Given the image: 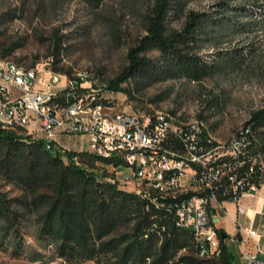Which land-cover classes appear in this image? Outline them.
Returning a JSON list of instances; mask_svg holds the SVG:
<instances>
[{
    "label": "trees",
    "instance_id": "trees-1",
    "mask_svg": "<svg viewBox=\"0 0 264 264\" xmlns=\"http://www.w3.org/2000/svg\"><path fill=\"white\" fill-rule=\"evenodd\" d=\"M79 1L97 15L106 0ZM192 1L145 0L142 11L127 6L143 33L127 49L126 64L108 89L128 93L122 85L132 78L200 83L243 66L253 49L240 41L264 30V0H212L203 10L189 9ZM16 48L3 46L0 58L8 59ZM52 59L53 71L64 73ZM243 128L251 131L255 157L254 133H264V108L252 112ZM116 164L86 151L49 152L23 131L0 128V177L19 191L17 197L0 191V247L20 256L32 219L37 242L52 246L54 256L68 264H239L225 244L228 238L220 236L223 229L217 228L218 256L201 258L191 231L176 228L169 212L103 182L95 172L99 165ZM263 181L251 179L258 186Z\"/></svg>",
    "mask_w": 264,
    "mask_h": 264
},
{
    "label": "rangeland",
    "instance_id": "rangeland-1",
    "mask_svg": "<svg viewBox=\"0 0 264 264\" xmlns=\"http://www.w3.org/2000/svg\"><path fill=\"white\" fill-rule=\"evenodd\" d=\"M144 1L106 0L102 11L95 15L79 0H0V51L6 45L16 46L7 60L25 68L53 56L62 74L88 72L91 78L98 79L106 86L105 96L110 102L126 112L143 116L170 114L180 123L199 121L214 143L229 142L243 131L252 112L264 108V30L240 41V46L253 51L237 71L200 83L180 80L149 84L132 78L122 85L128 93L113 92L108 89L109 81L125 66L127 49L143 33L138 15L126 8L135 5L142 11ZM211 3L212 0H193L188 8L203 10ZM237 45L236 40L231 47ZM261 133L262 130L254 133L252 155L264 165V133ZM57 144L66 152L87 149L85 138L79 135L61 136ZM95 172L103 182L134 194L130 186L114 180L111 166L99 165ZM0 191L8 197L19 196V191L1 177ZM35 232L31 219L25 229L24 251L15 256L0 247V264H68L54 256L52 246L40 245ZM225 244L233 254H239L235 242L227 239ZM38 254L41 258L32 260ZM234 256L238 261V255Z\"/></svg>",
    "mask_w": 264,
    "mask_h": 264
},
{
    "label": "built area",
    "instance_id": "built-area-1",
    "mask_svg": "<svg viewBox=\"0 0 264 264\" xmlns=\"http://www.w3.org/2000/svg\"><path fill=\"white\" fill-rule=\"evenodd\" d=\"M46 70H53L51 63L33 73L0 67V128L23 131L30 140L49 141L53 150L61 152L65 149L57 144L59 137H84L86 150L103 153V160L113 156L116 182L126 179V186L142 193L147 204L167 207L175 225L184 223L193 229L199 237V257L218 256L212 212L230 201L243 214L240 200L258 191L251 179H264V165L248 151L250 129L244 130L234 149H217L198 141L190 128L168 131L167 123H147L145 116L119 106L118 113H111L106 86L91 81L76 88L57 77L46 78ZM97 108H105V115H97ZM86 115H93V122H86ZM139 141H148L146 155L137 154ZM247 162L250 165L245 167ZM182 179L192 180V188L182 187ZM200 190H207V197H200ZM172 195H181V202H172ZM242 257L245 264H264L256 255Z\"/></svg>",
    "mask_w": 264,
    "mask_h": 264
},
{
    "label": "bare ground",
    "instance_id": "bare-ground-1",
    "mask_svg": "<svg viewBox=\"0 0 264 264\" xmlns=\"http://www.w3.org/2000/svg\"><path fill=\"white\" fill-rule=\"evenodd\" d=\"M53 59L49 58L45 62L38 63L32 68H25L22 67L12 61H9L7 59H2L0 58V67H11L13 71H22L24 73H33V69L36 67H44V65H49L51 63V67L53 66ZM88 73V72H87ZM86 72H78L74 74L73 76H68L64 75L61 73H57L53 70H46V78H60L61 81L64 82H71L72 84H76V88H85V84H91V81H95L96 84L99 86H104L98 79L91 78ZM84 78V81H80V79ZM110 112L111 113H118V106L115 104L110 105ZM135 115H140L136 114ZM97 115H105V108H97ZM170 115V114H169ZM168 114L166 115L165 113H156L153 116H146L145 115V122L147 123H167L168 124V131H175L179 130V128H190L194 130L198 141L201 142H210V144H213L214 147L217 149H234V147L237 144L241 143V136L244 132V130H247L248 128H244L242 132L236 135V137L232 138L229 142L222 143V144H216L212 141V138L208 135L206 132L204 125L202 122L199 121H192L189 123H180L177 122L173 117L169 116ZM86 122H93V115H86ZM246 140H247V145H248V151H250L251 146H252V134L251 133H246ZM39 141L42 143V145L45 147L46 150L54 151L50 145L49 141H44V140H35ZM86 152L97 156L101 159H103V153H93L92 150H85ZM52 153V152H51ZM148 153V141H139V144L137 146V154L139 155H146ZM107 160L113 159V156H106ZM119 182L122 185H126V179H118ZM182 187L184 188H192V180L190 179H182ZM134 194L138 196L140 200L142 199V193L137 192L134 190ZM200 197H207V190H200ZM172 202H181V195H172ZM154 207L158 209H164L167 212V207H161L160 204H151ZM175 225V224H174ZM176 228L178 229H187L190 230L195 242H196V248L198 250V244H199V237L194 236V231L190 227L185 226L184 223H176L175 225ZM198 253V252H197ZM204 258V257H201Z\"/></svg>",
    "mask_w": 264,
    "mask_h": 264
},
{
    "label": "crops",
    "instance_id": "crops-1",
    "mask_svg": "<svg viewBox=\"0 0 264 264\" xmlns=\"http://www.w3.org/2000/svg\"><path fill=\"white\" fill-rule=\"evenodd\" d=\"M239 205L243 209V214L237 211V206L233 202H223L221 209L212 212L217 221L215 225L224 230L230 242L236 243L239 254L234 255H238L239 264H245L242 255H256L260 261H264L263 183L258 186L254 197L242 198ZM245 232H249L250 235ZM257 247L260 252H257Z\"/></svg>",
    "mask_w": 264,
    "mask_h": 264
},
{
    "label": "water",
    "instance_id": "water-1",
    "mask_svg": "<svg viewBox=\"0 0 264 264\" xmlns=\"http://www.w3.org/2000/svg\"><path fill=\"white\" fill-rule=\"evenodd\" d=\"M213 222L216 223L217 221L215 219H213ZM220 236L222 239H227L228 238V235L226 233H220Z\"/></svg>",
    "mask_w": 264,
    "mask_h": 264
}]
</instances>
